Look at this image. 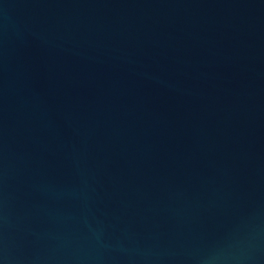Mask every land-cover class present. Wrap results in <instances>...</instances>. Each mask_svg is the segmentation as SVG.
Wrapping results in <instances>:
<instances>
[{"label":"water","instance_id":"95a60500","mask_svg":"<svg viewBox=\"0 0 264 264\" xmlns=\"http://www.w3.org/2000/svg\"><path fill=\"white\" fill-rule=\"evenodd\" d=\"M0 264H264V0H0Z\"/></svg>","mask_w":264,"mask_h":264}]
</instances>
